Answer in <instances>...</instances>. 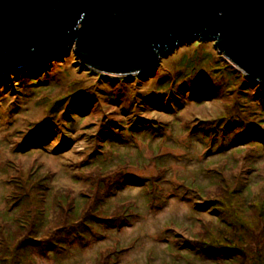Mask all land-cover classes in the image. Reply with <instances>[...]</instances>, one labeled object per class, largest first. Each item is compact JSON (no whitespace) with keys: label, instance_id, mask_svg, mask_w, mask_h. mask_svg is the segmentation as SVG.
I'll list each match as a JSON object with an SVG mask.
<instances>
[{"label":"rangeland","instance_id":"rangeland-1","mask_svg":"<svg viewBox=\"0 0 264 264\" xmlns=\"http://www.w3.org/2000/svg\"><path fill=\"white\" fill-rule=\"evenodd\" d=\"M75 49L0 77L2 260L203 264L192 249L230 217L224 212L264 222V84L213 39L184 43L150 72L125 77L91 69ZM172 79L168 96L161 81ZM43 136L44 148L33 149Z\"/></svg>","mask_w":264,"mask_h":264},{"label":"water","instance_id":"water-1","mask_svg":"<svg viewBox=\"0 0 264 264\" xmlns=\"http://www.w3.org/2000/svg\"><path fill=\"white\" fill-rule=\"evenodd\" d=\"M199 38L264 84V0H0V77L72 45L91 69L136 76Z\"/></svg>","mask_w":264,"mask_h":264},{"label":"trees","instance_id":"trees-1","mask_svg":"<svg viewBox=\"0 0 264 264\" xmlns=\"http://www.w3.org/2000/svg\"><path fill=\"white\" fill-rule=\"evenodd\" d=\"M202 57H197V58H193L192 60H190L189 64V70L190 75L193 73L194 69L197 67V65L199 64L200 60ZM204 59V57H203ZM27 77H30V73H28ZM175 81V79L171 82L167 81H161L162 83V91H164L165 94H168V96H172L174 91V87H173V82ZM30 84H34L33 82H30ZM258 90H260V88H258ZM179 91L178 92L175 90V92L177 93V96H179ZM171 94V95H169ZM174 101V100H173ZM88 105V104H87ZM55 118L57 116L52 115ZM61 118H64L66 120H68V122H71L72 120V114L70 112H61ZM129 121V119L127 120ZM137 122V119L136 121ZM73 123V122H71ZM126 125V124H124ZM148 126H145L144 123H141V121H138L136 123L135 128H139V129H147ZM46 128H48L49 130H52V128L54 127H49L46 124H43L41 126V130H45ZM49 132V131H48ZM194 132V131H192ZM190 133V131H189ZM128 135V133H126ZM131 134V132H130ZM224 134V133H223ZM250 134V132H249ZM255 133H253L254 135ZM53 137V134L51 135ZM215 136V138H214ZM217 136V132L216 135H213V139H216ZM49 137V136H48ZM48 137H42L41 140L38 141H33V149H35V147H37V151H41L44 146L47 144L48 142ZM106 137V136H105ZM224 136H222L221 140L223 141ZM55 141V140H54ZM104 144H110L111 140L105 138L104 140ZM220 141V140H219ZM30 140L27 139L26 143H29ZM24 148H26L25 144L23 146ZM30 149H28L29 151ZM9 199L12 201L13 200V204L14 205H19V202L17 200H14L13 197H9ZM229 214L230 217L226 218V217H220L217 219L218 224L221 227L216 228L214 231H212L211 233L207 234L208 237V241H201L198 240L197 244L195 247H193L192 251L197 254L200 255L198 256L201 259V262H203V264H264V222H258L257 225L253 226L252 225H245L243 223V220L241 219H232V212L228 211V212H224V214L226 215ZM45 213L39 214L38 217H40V219H42L44 217ZM37 216V215H36ZM227 216V215H226ZM261 216L264 218V210L261 211ZM79 228V227H78ZM225 231L229 232V234H227ZM74 234V232L71 231H67L65 232V234L68 236V234ZM220 238H215L214 236L216 235H220ZM66 236V237H67ZM44 242V241H43ZM54 245H57L60 243L58 242V239L56 238L54 242H52ZM26 242H22V245H25ZM36 244H38L36 242ZM45 244L46 242H44L43 244H40V247L43 248V250H45ZM18 247H20V244L18 245ZM39 247V246H38ZM59 248H62L61 246ZM39 249V248H38ZM187 258V257H186ZM0 262L1 264H8L7 260H2L0 258ZM185 264H196L195 262H192L189 259H186V263Z\"/></svg>","mask_w":264,"mask_h":264}]
</instances>
